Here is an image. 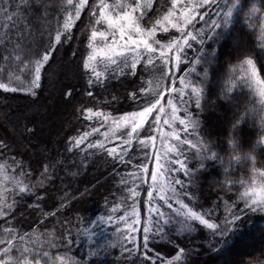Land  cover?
<instances>
[{
  "label": "trees",
  "instance_id": "1",
  "mask_svg": "<svg viewBox=\"0 0 264 264\" xmlns=\"http://www.w3.org/2000/svg\"><path fill=\"white\" fill-rule=\"evenodd\" d=\"M99 2L88 0L80 17L73 20L68 30L72 39L64 41L62 37L59 44L54 41L56 29H62L69 13L74 16L67 0H41V5L26 11L22 19L16 21L24 33L22 37L17 35V28L5 27L8 22L0 16V33L8 31L11 37L10 43L0 45V83H7L9 88L29 87V69L33 68L49 42L52 43V56L41 71L37 96L26 91L0 89V141L8 145L6 149H0V209L4 211V215H0V241H4L0 248H7V241L11 240V255L19 264H24L20 254L25 248L28 249L24 252L28 264H63L61 257L66 264H74L75 261L81 264L84 261L87 264H133V261L142 264L140 253L144 252L142 237L145 227L154 229L159 222L170 235H176L175 219L182 212L173 209L174 204L169 203V208V204L157 202L156 209L165 217L156 212L147 221V193L151 186L153 157L149 160L145 178L142 174L137 175L134 181L137 185L133 190L138 195L133 197L129 186L120 184L119 178L136 166L129 162L120 163L116 157H108L105 151L88 150L94 152L91 156H86L79 149L66 151L71 136L85 131L91 133L81 148L101 137L99 131L92 133L91 127L98 128L103 120L81 118L79 110L82 107H93L111 116L134 111L132 102L125 97L141 85L137 76L131 74L101 80L103 87L88 84L90 78L96 80L91 71L83 67L92 50L89 37L94 28L98 31L105 28L102 21L96 23L100 19ZM106 2L114 5L117 0ZM170 2L154 0L145 23L161 17ZM226 2L231 0H215L202 6L194 20L195 27H189L187 31L195 34L203 25L199 17L204 14L205 19L219 20L227 11ZM241 2L243 7L233 10L225 35L219 41L209 40L204 45V55L211 49L216 50L210 79L205 83L198 75L202 68L208 66L203 62L195 65L196 73L188 75V81L203 86L206 99L201 101L200 110L194 104L191 106L190 110L197 115L200 124L195 130L189 128L187 139L196 143L197 148L182 145L189 175H184V169H179L176 176L183 183L175 185L194 211L203 215L209 208L215 209L214 214L211 217L205 215V219L223 225L232 219L231 212H235L239 219L229 225L219 245L212 230L196 221L198 230L185 233L176 241L179 247L194 250L183 257V264H264V212L237 211L244 208L241 194L249 188L259 189L264 185V126L261 124L264 104L254 86L239 79V64L243 56L237 59L240 53L251 58L260 70L261 79H264V39L261 38L264 0ZM74 3H79V0H74ZM253 4L261 11L248 17L246 13ZM44 6L48 10L46 16ZM92 12H96L95 17L91 16ZM175 30L170 28V32ZM101 42L98 37L94 43ZM16 43L20 47L13 49L12 45ZM200 51L197 38L192 42L190 54L186 52V59L194 61ZM13 52L14 55H10ZM15 56H20L23 63ZM186 65L193 67V63ZM230 77L236 81V86L230 94L231 101H226L222 90ZM69 90L73 92L71 98L63 95ZM88 91L93 93L91 97L87 96ZM113 95L118 99L113 101ZM191 95L189 89L187 98ZM245 109H248V115L233 129L234 115H242ZM25 126L34 128L35 134L26 132ZM146 134L141 132V136ZM201 140L219 157L204 159L203 167L199 158L194 157ZM135 153L136 146L128 153L127 160L137 162ZM44 165L49 166L50 179L42 175ZM41 182L43 186H40ZM22 187L30 191L21 192ZM184 192L189 195L185 196ZM129 199L135 202V207L131 208ZM37 204L39 208L34 207ZM133 209L136 216L122 218ZM165 218H171L172 222L164 224ZM179 218L182 219V215ZM129 226L136 231L131 232ZM129 235L136 237L137 245L141 246L140 253L132 251L129 255L124 250L133 247L131 241H125ZM64 237H69L70 243L66 244ZM48 241H52L54 246L49 247ZM118 241H125L124 248ZM210 244L216 248L215 251L209 247ZM147 251L155 264H160L155 260L157 253L161 259L167 260H172L177 254V249L166 240H152ZM45 252L47 257L43 255ZM3 258L4 254L0 252V259Z\"/></svg>",
  "mask_w": 264,
  "mask_h": 264
},
{
  "label": "snow or ice",
  "instance_id": "2",
  "mask_svg": "<svg viewBox=\"0 0 264 264\" xmlns=\"http://www.w3.org/2000/svg\"><path fill=\"white\" fill-rule=\"evenodd\" d=\"M180 2V0H171L170 8L166 11V14L162 16L160 19H156L150 26L141 27V21L144 20L147 15V10L152 7V0H145V2H134V3H124L123 0H117L114 5H110L106 2V0H100L98 5V12L100 19L96 21V23H100L101 21L107 25L106 30H95V28L91 31V35L89 37V47L93 49V51L88 55L87 59L83 62V67L85 69L92 68L91 75L96 77V80L93 79L88 80V84L90 86H95L99 84L103 87V82L100 80V76L102 75L99 72H96L93 67L92 61L96 60L97 53L102 56L108 58V61L111 65H115V71L119 72L120 76H125V69H128L132 75H135V69L137 65L141 62V60L146 58L147 65H151L153 68L152 78L147 81L146 86L140 85L137 87L136 91L132 92L130 95H127L125 98L129 101L135 102V106L140 109L139 111H129L125 112L123 116L118 117L117 119L112 121V126L115 129L119 128H129L130 131L126 133L127 139L123 141L125 145H131L134 134L136 137L139 136V129H141L148 117L153 113L154 109L158 113L164 112V106L161 104V99L163 98L164 92H175V87H169L166 81L169 79V73L172 72V68L170 65L173 63V55L175 65L179 67L181 60L186 55L184 53V47L192 48V42L196 41L199 38V46L200 53L197 54V57L194 61L188 60L186 63H193V67L187 70L185 76H181L179 79V84L183 85L182 88L179 89L181 100L180 103L185 105L184 112L187 114L185 117H180L176 115L177 108L173 103L172 99L167 100V104L172 108V118L175 120H179L181 125H184L183 131L187 132L189 128L193 130L199 127L200 121L197 115L191 111V106L194 104L197 110L202 109L201 101L206 99L204 96V88L203 86H198L196 84L191 83L187 80V75L191 73H196L195 65H199L202 62L207 67L201 69L198 75L200 76L203 82H207L212 75L211 66L214 62V57L216 56V50L211 49L204 55V45L206 41H219L221 37L225 35V29H227L230 25L231 18L233 16V10L237 7H243L241 0H231L230 3L226 2L225 7L227 11L223 16L219 17V20H213L211 17L205 19L203 16H200L199 19L203 21V25L199 27L195 34L192 31H187L189 27H195L194 20L196 19L195 9L197 7H202L208 5L210 3H214L215 0H198V3H193L190 6L185 5L184 7L179 9V15H177L176 6ZM88 3V0H79V3H74V0H67V5L71 6L74 12V16L69 13L63 22L62 29L57 28L55 31L54 41L56 44H59L62 40L69 41L72 39L71 33L68 31L73 24L74 19H78L81 15V11L85 8V5ZM37 5H41V0H0V16L6 18L8 22L5 27H15L17 28V35L23 36L24 33L21 32L20 25L16 23V21L21 20L24 13L26 11L30 12ZM40 9L37 8V11ZM261 9L256 7L255 4L251 6L246 15L248 17L253 16L254 14L260 12ZM48 14L47 6H44V15ZM92 17L96 16V12H92ZM169 28H174L177 30L179 35H175L169 33ZM219 30V31H218ZM166 33L167 35L161 36L160 38H156L157 32ZM51 35V34H50ZM101 38L103 41V48L98 47L94 42L97 38ZM262 39H264V30H262ZM166 41L162 43L161 41ZM11 42V37L8 34V31L0 33V45H5L6 43ZM20 47L19 43L13 44L12 48L17 49ZM159 53V61L160 64L154 63V57ZM10 55H14L10 53ZM52 56V43L51 41L45 47V50L40 55V58L34 62V66L32 69H29V74L31 75V80L29 83V87L21 89V88H9L7 83H0V89H4L7 91H26L31 96H37V89L40 87V79H41V71L44 68V65L47 64ZM243 56V59L240 60L239 68L240 75L239 79L244 83L252 86L255 84L258 87L259 94L261 97H264V79L260 77V70L257 68L256 63L248 58L243 53H240L237 59ZM119 58V60L117 59ZM7 59V57H5ZM17 61L21 60L20 56H15ZM119 78V76L115 77ZM236 86V81L231 77L227 81V86L222 90V96L224 100L231 101L232 97L230 96L233 93L234 88ZM185 89H190L192 95L188 96L187 99H183L187 93H185ZM64 96L71 98L73 96V92L71 90L63 93ZM93 93L91 91L87 92V96L91 97ZM118 97L113 95L112 100H117ZM219 99V97H218ZM210 103V101H209ZM262 104H264V100H262ZM264 111V109H262ZM79 115L81 118L91 121L94 118H103V122L101 123V127L107 123L111 117L110 114H105L98 109H94L93 107H82L79 110ZM248 115V109H245L244 113L241 115L239 113L235 114L233 119L234 123L232 124L233 129L241 123V121ZM160 116L157 115L155 117V121L159 122ZM165 123H168L166 120ZM261 124L264 126V117L261 119ZM151 126H149V130ZM25 131L30 134H35L34 128H28L25 126ZM99 129L96 127H91V132L96 133ZM91 133L85 131L77 136H71L68 138V146L66 151L72 152L73 150L79 149L81 152H84L86 156H91L94 152L88 150H101L105 149V142L103 140H95L94 142H90L86 144V148H81V145H85V142L88 140V137ZM105 137H108V132L103 134ZM113 135L115 132L113 131ZM166 135H170L175 137L180 144L191 145L193 149L197 148V144L193 143L191 139L181 140L180 136L177 134L174 129L171 133ZM198 135V133H197ZM119 139L120 137H116ZM155 137L147 136V140L141 141V144L147 146L148 142L154 141ZM264 140V138H262ZM200 148L197 152L194 153V157H198L200 160V166L203 167V160L208 158L209 156L212 159H219L216 153L212 152L207 145L203 144L202 140L199 142ZM231 143V142H230ZM8 147L3 141H0V149H6ZM235 147V145H233ZM169 151L175 152L177 156H180L181 150L176 145H172ZM120 152L122 154L117 156V148H109L106 150V155L110 157H116L120 163H127L124 159L125 155H127V149L121 148ZM165 158H167V152L165 153ZM161 157L159 155L156 156V164H157V172L151 174V179L153 181L152 188L155 189L157 187L156 181L158 179L159 169L162 167L160 163ZM15 163V161H13ZM176 163L180 165L181 169H184V175H189V171L187 169V165L182 161L177 159ZM83 164V159H82ZM82 166V165H81ZM2 167V166H0ZM44 175L45 179H50L51 174L48 172V165H44ZM143 171L147 174V168L142 166ZM170 172H178L179 169L175 167L169 168ZM135 179V177L133 178ZM174 185H182V181L178 178L173 177ZM19 183V182H18ZM121 183H125V181H121ZM172 185L170 187L171 196L168 195V190L165 187H160L158 194L160 198L163 200L165 204H168L170 199L176 201L177 204L180 205L183 212L178 214L175 219V227H176V235L173 237L169 234L168 231L157 222L154 225V229H150L145 227L143 229V243L142 247L144 252L140 253V247L137 245L136 237L134 235H129L125 238V241H131L133 247L132 248H124L125 241H118L120 247L124 248L126 252L131 255L132 251H136L143 256L142 264H155V261L152 256L148 255V246L152 240H161L165 241L168 244L173 245L175 249H177V254L173 257L172 260L161 259L159 254H156L155 260H159L160 264H183V257L194 251L193 249H185L184 247H179L177 244V239H179L185 233L191 234L198 230L196 225V221L199 222L200 225L206 226L208 229L212 230V235L216 239V244L219 245L222 241V238L227 234L229 230V225L239 219V216L236 215L235 212H231L230 215L232 217L231 220H226L223 225L212 222L211 219H205V215L211 217L215 209L209 208L205 214H201L199 211H194L193 208L189 207L188 204L184 203L182 199H179L178 196L180 193L177 192L175 186ZM43 186L42 182L41 185ZM35 187V186H33ZM21 192L30 191L27 187H22L20 189ZM131 195L133 197L137 196L138 193L134 190H131ZM149 198H152L153 191H148L147 193ZM184 195L187 196L189 193L184 192ZM193 196L195 193L192 194ZM240 199L244 202L243 209H237V211L243 212L245 209L249 211L259 210L264 212V185H261L259 189L252 187L246 190L243 194H241ZM11 206L9 205V208ZM34 207L39 208V204ZM169 208L171 205L169 204ZM151 211H156L157 214L164 218L165 214L160 212L157 209H150ZM0 215H4V211L0 209ZM179 215H182V219L179 218ZM171 218H165L164 224L171 223ZM130 227L131 232H135L136 229L132 226ZM151 233V235H150ZM23 240V237H20ZM64 242L66 244L70 243L69 237H64ZM0 243H4V241H0ZM7 248H0V252L4 254L3 259H0V264H19L18 260H14L12 257V241H7ZM48 246L53 247L52 241H48ZM209 247L215 251L216 248L211 244ZM24 252H28V249L25 248L23 252H21V258L24 259V264H28L27 259L24 257ZM45 257L48 256V253L45 252L43 254ZM63 264V257L60 258ZM39 264V262H37ZM74 264H81L79 261H75ZM83 264H87V261H84ZM135 264V261H133Z\"/></svg>",
  "mask_w": 264,
  "mask_h": 264
},
{
  "label": "rangeland",
  "instance_id": "3",
  "mask_svg": "<svg viewBox=\"0 0 264 264\" xmlns=\"http://www.w3.org/2000/svg\"><path fill=\"white\" fill-rule=\"evenodd\" d=\"M126 1L127 0H123L124 3H126ZM133 1L140 2V3L145 2V0H133ZM183 1L185 2V0H183ZM127 3H130V2H127ZM153 3H154V0H152V7H153ZM193 3H198V0H187L185 3H183L182 0H180V2L176 6L177 15H179V9L180 8L184 7L185 5L190 6ZM169 4H171V2ZM152 7L147 10V15L145 16L144 20H142L140 22L141 27H148L155 21L154 20V21H150L148 23H145L149 19V13L151 12ZM169 8H170V6H169ZM169 8L167 10H169ZM200 8H202V7H197L195 9L196 16L198 15ZM164 14H166V12ZM204 15H202V16H204ZM162 16L157 18V19L162 18ZM103 24L105 26V28L103 30H106L107 25L105 23H103ZM169 33L179 35L177 30H175V32H173V31L170 32V28H169ZM165 35H166V33H162V32L158 31L156 34V38H160L161 36H165ZM161 42L165 43L166 41L162 40ZM97 46L100 48H103V42H101V44H97ZM92 51H93V49L91 50V52ZM191 51H192V48H188L187 46L184 47V53L185 54H186V52L190 54ZM158 57H159V53H157L156 56L154 57V63H156V64L161 63L159 61ZM117 59L119 60V58H117ZM186 61H188V60L186 59V56H184L183 59L181 60L179 67H177L175 65L174 55H173V63L170 65V67L172 68V72L169 73V79L166 81V83L168 85H170V87H175L176 91L175 92H164L163 98L161 99V104L164 106V109H165L164 112L158 113L154 109L153 113L148 117L144 126L138 130L139 136L136 137L134 134V137L132 139L130 146L125 145L123 143V141L125 139H127L126 133L128 131H130V129L127 127L115 129L114 126H112V121L117 119L118 117L123 116L124 113L120 114V115H116V116L110 115L111 119L107 123H105L103 127H101V124L98 127L99 133L101 135V137H99V140H103L105 142V149L103 151L106 152V150L109 148H117V156H118V155L122 154L120 152V149L126 148L127 149V155H125V157H124L125 161L131 163L132 166H136V168L134 167V169H131L130 171H126V173H123V175H121V177L119 178V183L125 184V185L127 184L129 186V189H131V190H133V188L136 187V185H137L134 183V181H136L137 175L142 174L145 178L146 174L144 173L142 166H145L146 168H148V165L150 163L149 160L151 157H153L152 173L157 172L158 169H157V164H156V156L159 155L161 157L160 163H161L162 167L159 169V173H161V174L158 175V179L156 181L157 187L155 189H153L151 187L153 184V181L151 179V186L149 188V191L150 190L153 191V196H152V198L148 197L149 203L147 205V209H148L147 221H150L152 219L153 215L156 213V211L150 212V209H156L157 202L164 203L163 200L160 198V195L158 194L160 187H165L168 190V195L171 196L170 187L172 185H174L173 177L178 178V176H176L177 172H170L169 168L175 167L176 169H181L180 165L176 163V160L179 159V160H182L184 162L182 154L180 156H177V154L175 152L169 151V149L171 148L172 145H176L177 147L180 148L181 153H182V148H183L182 145L183 144H180L179 141H177L175 139V137L170 136V135H166V134L171 133L175 129L177 134L180 136L181 140H185V139H187V134L189 132V129L187 130V132L183 131L184 125H181L179 123V120H175L172 118V108H171V106H169L167 104V100L172 99L173 103L176 105V108H177L176 115L186 118L187 114L184 112L185 105L180 103L181 96H180V92H179V89L183 87V85L179 84V79L181 76H185L187 73V70L189 69V66L186 65ZM91 63L93 64V67L95 68L96 72H99L102 74L100 76V80H104L106 78L108 79L112 76H114L113 79H115V77H117V76L122 77L119 75L118 71H115L116 66L111 65L108 61V58L100 55L99 53H97L96 60L92 61ZM88 70L91 71V73H92V68H88ZM134 71H135L134 76H137L138 82H141V85L146 86L147 81L152 78V74H153L154 70H153L151 65H147L146 58H145V59L141 60V62L137 65V68ZM125 73H126V75L131 74L128 69H125ZM188 75H187V80H188ZM253 86H254L256 94L259 96L261 101L264 100V97H261L259 94L258 87L255 84H253ZM188 91H189V89H185V93H187V95H188ZM187 95H185L183 97V99H187ZM131 102H132V105L135 109L134 111H139L140 109H138L135 106V102H133V101H131ZM157 115H159L161 117L159 122L155 121V117ZM96 119H97V121L103 120L102 117H99ZM166 120L168 121V123H165ZM149 126H151L150 130H149ZM113 131L115 132V135H113ZM143 131L148 133V134L141 136V132H143ZM105 132H108V134H109L108 137H105L103 135ZM147 136H153V137H155V140L148 142L147 146H144L141 144V141L147 140ZM116 137H120V138L117 139ZM135 142H137V145H134ZM135 146H136V153L134 155V159H137L138 160L137 162H134L132 159L127 160L128 153H130V151ZM166 152H167V158H165ZM108 157H110V156H108ZM111 158H115V157H111ZM138 162H140V163H138ZM137 163L139 165H137ZM134 177H135V179H133ZM122 180L125 181V183H121ZM176 190H177V188H176ZM178 198L183 200L181 195H179ZM130 202H131L130 203L131 208H132V206L135 207V202L131 201V200H130ZM169 203L175 205V207H172V208L175 209L176 211L183 212V209H181L180 205L177 204L175 200L170 199L168 204ZM184 203H186V202L184 201ZM134 211L135 210L133 209L131 211L132 213L131 212L126 213L122 218L127 217V215L136 216L135 215L136 212H134Z\"/></svg>",
  "mask_w": 264,
  "mask_h": 264
}]
</instances>
